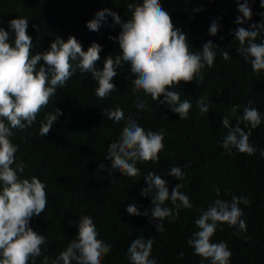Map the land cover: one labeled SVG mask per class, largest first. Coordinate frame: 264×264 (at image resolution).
Listing matches in <instances>:
<instances>
[{
    "label": "trees",
    "instance_id": "obj_1",
    "mask_svg": "<svg viewBox=\"0 0 264 264\" xmlns=\"http://www.w3.org/2000/svg\"><path fill=\"white\" fill-rule=\"evenodd\" d=\"M136 2L139 0H0V27L10 33L14 42L9 21L28 19L32 55L49 50L57 36L65 41L75 36L85 51L94 42L98 43L101 51L96 67L102 69L107 56L121 53L118 40L110 37H118L122 29L114 24L111 15H106L99 31L89 30L87 22L106 8L127 21L131 16L127 5ZM161 3L174 26L187 34L193 52L201 51L209 40L218 45L212 67L205 65L193 81H182L169 88L179 92L182 101L187 99L191 103L186 119L172 111L163 94L158 100H152L143 91L133 94L131 81L135 77L126 62L122 61L116 69L113 78L116 91L100 99L95 95L97 84L91 73L82 72L73 61L74 74L64 88L57 87L34 123L23 130L12 129L10 139L18 148L16 163L25 165L18 175L22 179L36 176L46 184L47 206L29 222L34 231L46 238L36 264H42L45 257L52 264L70 241L77 238L81 214L92 217L99 238L111 245V250L102 257V264H131L127 249L141 235L153 239L150 259L154 258L157 264H211L195 254L188 240L198 230L195 220L201 212L216 199L231 201L232 196L249 200L248 204L239 205L243 210L240 219L246 222L247 230L218 223L211 240L226 242L232 253L229 264H264V155L261 154L264 153V70L253 72L251 64L238 53L239 42L233 32L239 27L251 30L252 24L264 22L261 0H249L252 18L243 24L235 23L242 16L237 0H161ZM198 8L201 11H196ZM213 21L219 24L215 36L209 33ZM255 42L264 43V29ZM225 51L229 53L227 60L222 56ZM41 65H44L42 59L37 69ZM204 96L208 97L206 103L210 107L208 113L201 115L197 101ZM140 101L146 102L144 109L137 108ZM249 102L259 110L261 124L255 129L251 125L240 126L246 133L251 130L249 142L256 151L253 155L235 148L229 152L222 147L228 132L222 126L223 116L227 115L235 126ZM117 106L125 115V120L119 123L108 119L104 112ZM233 106H239L235 115L231 113ZM56 108L62 110V115L47 136L39 135L41 122ZM128 117L136 119L146 131L164 132L159 162L138 161L140 172L135 177L111 170V161L105 159L110 144L119 140ZM101 162L105 165L103 169L98 167ZM12 167L15 169L16 164ZM172 167L181 168L183 179L169 174ZM149 172L164 179L170 193L182 184L180 191L192 204L191 208L181 207L177 216L175 205L166 201L164 206L173 209L174 217L162 221V232L155 226L161 221L150 218L153 194L142 195V189L149 187L146 180ZM131 204L142 213L149 209V215L129 214L127 206Z\"/></svg>",
    "mask_w": 264,
    "mask_h": 264
},
{
    "label": "clouds",
    "instance_id": "obj_2",
    "mask_svg": "<svg viewBox=\"0 0 264 264\" xmlns=\"http://www.w3.org/2000/svg\"><path fill=\"white\" fill-rule=\"evenodd\" d=\"M237 2L242 16H238L235 23L243 24L245 20H251L252 10L249 0ZM261 7L264 8V0H261ZM127 8L131 13L127 21L106 8L98 11L95 18L87 22L89 30L99 31L106 15H111L114 24H119L122 29L118 37H110L118 40L121 53L114 57L107 56L102 69L96 67L101 51L98 43L94 42L85 51L75 36H70L66 41L57 36L49 50L32 55V38L27 33L28 19L14 18L9 21V27L14 32V42L10 33L0 27V264H29L30 261L31 264H36V259L42 254L41 246L46 238L34 231L29 222L33 216H40L47 206L46 184L36 176L22 179L18 175V172L24 171L25 165L23 162L16 163L18 148L10 137L13 135L12 129L23 130L31 126L40 110L55 95L57 87L66 86L75 72L73 61L77 62L76 67L82 72L91 73L97 84L95 95L100 99H106L116 91L113 78L123 61L130 65V71L135 77L131 81L133 94L143 91L152 100H158L163 94L164 101L173 112L178 113L181 119L188 117L191 103L187 99L182 101L180 93L170 91L169 88L182 81H193L205 65L212 67L216 57L214 49L218 45L209 40L201 51L193 52L187 34L174 26L172 17L161 0H139L129 3ZM250 28L251 30L239 27L233 30L235 39L239 42L237 51L251 64L253 72H260L264 70V43L255 41L260 30L264 29V22L252 24ZM218 30V22L213 21L209 28L210 35L215 36ZM222 56L225 60L229 59L227 51ZM41 59L44 65L37 69ZM200 80H203L202 75ZM207 100L208 97L204 96L197 101L201 115L209 112ZM136 106L144 109L146 102L140 101ZM238 107L233 106L231 109L233 115ZM104 112L108 119L117 123L125 120L124 112L118 106ZM60 115L62 110L59 108L54 113L47 114L41 122L39 135L47 136ZM237 121L233 126L229 117L223 116L222 126L228 132L222 140V147L229 152L235 148L240 153L253 155L256 149L249 142L251 130L246 133L240 125H251L255 129L261 124V114L249 102ZM163 141L162 130L146 131L136 119L128 117L119 140L110 144L105 159L111 161V170H119L123 175L135 177L140 172L136 166L138 161L159 162V153L164 148ZM14 163L15 169L12 167ZM98 167L103 169L105 165L101 162ZM169 174L179 180L184 176L180 167H172ZM146 180L149 187L142 189V195L153 194L150 218L161 221L155 226L162 232V221L174 217L173 209L164 206L166 201L170 200L175 205L177 216L181 207L191 208L192 204L189 197L180 191L182 184L176 185L170 193L167 182L154 172H149ZM216 191L219 196V190ZM241 203L248 204V198L232 196L231 201L218 198L207 210L201 212L195 220L198 230L188 240L196 255L210 260L211 264H229L232 253L226 242L214 243L211 238L218 223H227L229 227L238 225L240 230H247L246 222L240 219L243 215V210L239 207ZM127 212L131 215H149V209L142 213L134 204L127 206ZM78 229L77 238L70 241L52 264H102V257L111 250V245L99 238L100 234L92 217L81 214ZM152 248L153 239H145L141 235L127 249L129 261L131 264H157L154 258L150 259ZM180 256L183 257L184 253L181 252ZM42 264H49L47 257Z\"/></svg>",
    "mask_w": 264,
    "mask_h": 264
}]
</instances>
